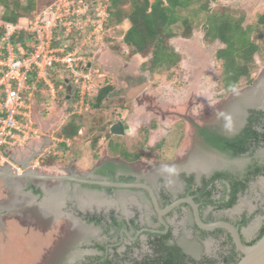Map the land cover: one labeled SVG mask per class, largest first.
Wrapping results in <instances>:
<instances>
[{
	"label": "flooded vegetation",
	"instance_id": "af4514ba",
	"mask_svg": "<svg viewBox=\"0 0 264 264\" xmlns=\"http://www.w3.org/2000/svg\"><path fill=\"white\" fill-rule=\"evenodd\" d=\"M256 74L229 93L231 99L202 110L198 101H178L182 156L176 169L163 171L168 150L154 147L164 160L146 163L143 171L116 156L90 175H69L87 182L28 188L35 204L24 213L32 211L35 224L57 236L43 264H237L244 255L232 232L199 221L233 225L243 245L258 242L264 230V71ZM258 218V226H249Z\"/></svg>",
	"mask_w": 264,
	"mask_h": 264
},
{
	"label": "rangeland",
	"instance_id": "374dc122",
	"mask_svg": "<svg viewBox=\"0 0 264 264\" xmlns=\"http://www.w3.org/2000/svg\"><path fill=\"white\" fill-rule=\"evenodd\" d=\"M19 1L22 7H26L30 3L34 5V10L29 14V18L22 21V23L25 22L26 24H28L35 21L37 18L42 17L43 14L46 13L48 7L55 6L56 4L62 5L66 0ZM67 1H75L76 5H78V0ZM89 2H91V0H89ZM92 4L93 3H91V5ZM218 4L226 5L234 10L243 11L245 13L244 26L248 24H257L259 22L260 15L264 14V0H218ZM4 11L5 9L0 4V17L4 13ZM47 18L49 20H52L53 16L48 15ZM17 24L19 25V23ZM90 31L91 29L86 25L82 26L79 29L74 28L69 35V42L64 43L67 44L70 51H73L75 49L77 56L83 57L85 62L84 67L86 68L85 73L90 75L91 85L93 86L95 92L97 91V85L100 86L102 84H105L106 80H108V82L114 85L117 89H119V87H121V89H126V84L128 83L138 84L141 81H143V83L149 82V86L144 90L145 92L143 91L145 95L143 96L144 93L142 94V96L139 98V102H144L145 100L146 103L147 101L150 102L151 99V102L155 101L156 106H158L157 103H159V105H164V103H167L170 100H185L184 102H187V100H192L194 102L198 101V103L201 105V110L203 109V107L208 106L209 103L215 102V100L217 101L218 99L225 97L231 99V97L233 96H228L229 93L223 96L224 91L221 89V87L223 88V86L221 84L220 66L214 59L215 52L218 49L222 48L223 45H221L219 42H216L213 45L206 46L202 42L203 33L201 31L195 32L194 37L190 40L180 39L179 42L174 44L178 47L179 51L183 53V57L185 60L183 61V69L176 70V72H174V74L171 76H166L164 73H155V78H150L148 76L149 73H146L147 75L140 77V80L136 79V77L133 76V71H135L134 68L137 70V67L142 62V59L139 58L138 60H135L134 55L136 54H132L131 49L124 44L123 32L125 33L126 30H124L123 28L114 30L109 29L106 34H104V29L98 40L93 37L90 39ZM176 31L179 32L180 28L176 27ZM260 31L264 32V25L260 26ZM59 33V31H57V33L55 32L54 38L62 36V39L64 40L67 37V35H60ZM79 33H84L82 38H79ZM24 35L28 37V40L26 42L28 46L25 52H30L32 51L33 36L28 33H25ZM20 36L21 34H18L15 36V38L19 39ZM105 37L107 38V40ZM253 37L255 40L259 41L257 33H253ZM75 38L81 39V42H74ZM64 43H62L60 46L65 45ZM105 56H109L111 57V59L106 60L104 58ZM259 63L260 68L256 72L257 74L255 76V79H258L262 71H264V63ZM139 71H141V68ZM61 73L63 77H66L67 80H69V84H71L72 86L76 85L74 80L71 79L70 73L64 67H62ZM219 84L221 85V87ZM65 92L66 90L64 89V93ZM41 94L46 95L43 92ZM125 94H127V92ZM69 95L72 96V93ZM115 95L114 98H116ZM149 96H151V98H149ZM42 98L44 97L42 96ZM117 101L118 100L116 99L115 102L113 100L110 104H108V108L104 113L96 114L98 120L101 118L103 119V124L107 125L108 123H111L113 119L118 116L116 112H113L114 109L118 107ZM63 102L65 101L61 98L59 104L62 106ZM130 102L131 101H129L128 98L125 101L128 108H131L134 103ZM41 104L42 102H37V105ZM51 109L52 120L50 122H46L45 126H43L44 129L42 130L44 132L48 131L50 128V132H52L51 130L53 129V125H57V122L59 120L65 122L70 118V116L74 115L73 110L69 114L66 113L64 115V111H62L61 108H58L57 106L55 108H48L47 111L50 112ZM121 110L122 109H119V111ZM62 114L64 115V117L62 116ZM81 114H84V116H88L89 127L91 125L90 122L92 119L91 112H83ZM59 117L61 118L59 119ZM54 118L57 119V121H55ZM204 118H202V120H204ZM93 119L94 121L97 120L96 118ZM36 121H38V119ZM184 130V140L188 141V144H190L192 136L189 135L190 128L188 124H186ZM95 134H98V132H96ZM93 137L94 134H91L88 137L86 136V138L83 137L82 139H80V141L78 142L84 141L87 145L75 146V148L70 153L71 159L68 157L64 158L57 154V158L51 160L50 162L51 164H53L52 166H49L50 168H52L50 170H44V168L48 167L43 166V163H41V166H39L36 170L31 165L27 169H30L31 172H37L42 176H69L70 174H73L74 170L72 169L74 168V166L72 162L76 160L80 168L84 170L89 168L91 169V160H93V158H97L95 155L91 157L92 150L90 147L89 138ZM112 139L113 147H111L109 153L107 149L106 153L109 156H112L114 154L120 155V153L122 152L121 150H123L121 138L112 136ZM170 139L175 143L177 140H179V137H177L176 139ZM103 141L104 140H102V142ZM127 141H132V145L135 146L134 148H138V150H141L139 136ZM170 143L172 144V141H170ZM184 146H186V144H184ZM77 153H83V155H78ZM174 155L175 150H169L164 153V157H166V159H171ZM184 160H187V158ZM69 162H71V164ZM8 170L9 168L5 166V168H3L1 171L7 172ZM13 172L14 174L21 175L25 173L24 170L23 172L13 170ZM8 173L11 172L9 171ZM10 176L11 177H8L7 179H3L5 180V182L0 179V264H43V260L45 259V257H47L46 255L52 248L54 241H56L57 239V236H55V232L51 231L50 227H48L47 229H43V227L37 226L34 222L33 218L35 217L34 215H32V211H26V213H24V210H27L26 208L29 207L28 205L35 204H30L32 203V201H34V199L32 197H28L31 196L28 188L34 187L35 185H40L43 186L44 189H51L57 187L61 188L63 185H65V187H68L70 185L69 183H63L54 179L50 181H47L46 179H34L32 177H30L29 179H14L12 178V175ZM68 195H70L69 192ZM2 203L3 205H1ZM253 222H255V224H253ZM253 222L249 226H258L260 220L258 218ZM58 224L59 223H57V225ZM58 227H61V225L57 226V228Z\"/></svg>",
	"mask_w": 264,
	"mask_h": 264
},
{
	"label": "trees",
	"instance_id": "16d2710c",
	"mask_svg": "<svg viewBox=\"0 0 264 264\" xmlns=\"http://www.w3.org/2000/svg\"><path fill=\"white\" fill-rule=\"evenodd\" d=\"M1 6L5 9L0 20L17 24L28 19L33 12L34 5L28 4L22 7L19 0H0ZM108 18L104 24L106 32L111 29H118L125 21L130 23V28L124 33L123 42L131 49V53L140 55L146 61L141 66V70L148 72L150 78H155V73L173 75L176 70H181L182 56L177 53L172 46V41L177 38L190 40L195 32L203 33L202 42L210 46L219 42L223 45L214 54V59L220 66L221 84L224 91L223 96L240 88L242 84L250 83L253 73L260 68V63H264V32L260 31V26L264 25V14L260 15L257 24L244 26L245 13L241 10H234L226 5H219L218 0H108ZM176 27L180 31H176ZM253 33H257L259 41L255 40ZM4 30L0 29V45ZM84 33H79L82 38ZM106 38V37H105ZM28 37L23 33L17 38H13L16 48L21 46L27 48ZM107 40V38H106ZM259 60V61H258ZM5 68H0V77L4 74ZM62 66L53 64L49 69L50 80L58 88L64 84V77L61 73ZM117 88L106 80L105 84L97 85V91L93 97H87L91 112V122L89 127L88 116L84 114H74L57 131L56 137L74 141L81 136L79 132L84 129L83 137L94 134L90 139L91 150L99 157L103 148L111 150L112 136L109 126L103 124V119H97V113H104L107 105L117 99L120 109L126 110V96L120 95L114 98ZM64 99L63 107L65 114L74 111V102ZM113 102V103H114ZM65 104V105H64ZM117 109V108H116ZM114 109L113 112L116 111ZM72 114V113H71ZM86 114V113H85ZM93 118L97 120L94 121ZM156 128L155 123L141 127L139 142L141 150L134 148L130 138H121L122 152L120 155L127 162H135L142 158H150L160 161V156H151L154 148L149 147V140L152 131ZM98 132V134H95ZM88 139V138H87ZM102 140H104L102 142ZM63 147H66L63 145ZM153 157V158H151ZM57 157L53 154H46L43 159V166H52L51 160ZM264 236V230L260 239Z\"/></svg>",
	"mask_w": 264,
	"mask_h": 264
},
{
	"label": "built area",
	"instance_id": "2783aa9c",
	"mask_svg": "<svg viewBox=\"0 0 264 264\" xmlns=\"http://www.w3.org/2000/svg\"><path fill=\"white\" fill-rule=\"evenodd\" d=\"M107 6L108 0H78V5L75 1L66 0L62 5L48 7L42 17L26 25L0 20V29L4 30L1 41L5 43L0 46V68L6 69L0 77V169L7 166L19 172L25 171V168L15 163L6 149L27 142L33 135H39L25 97L32 95L29 86L32 72L35 71L41 80L48 83V69L53 64L61 65L80 85V100L73 113L80 115L90 110L87 97L93 86L90 75L85 73L84 59L77 56L75 49L70 51L65 43L63 46L55 45L54 33L59 31L67 35L65 37L69 41L74 28L86 25L91 29L90 39L93 37L98 40L108 18ZM48 15L53 16V19L49 20ZM22 33L33 36L30 52L21 51V47L17 49L14 45L13 38ZM74 42L80 43L81 39L75 38Z\"/></svg>",
	"mask_w": 264,
	"mask_h": 264
},
{
	"label": "crops",
	"instance_id": "0c3cea01",
	"mask_svg": "<svg viewBox=\"0 0 264 264\" xmlns=\"http://www.w3.org/2000/svg\"><path fill=\"white\" fill-rule=\"evenodd\" d=\"M23 24L25 25L26 23L25 22L19 23V25H23ZM120 28H123L124 30L127 31L130 28V23L128 21H125L123 23V25L118 27V29H120ZM23 34H25V33H23ZM180 39H182V38L174 39L171 43H172V46L174 47L175 51L182 56L181 69H183V61H185L184 57H183V53H181L179 51L178 47L176 45H174L177 42H179ZM55 40H58V41H54L55 45H61L64 42L65 43L69 42L68 38L63 40L62 38H60V36L55 38ZM19 49H21V51L22 50L26 51V48H23V47H21ZM134 53L136 54V52H134ZM104 58L106 60L111 59V57H109V56H105ZM134 58H135V60H138L139 58L142 59V62L137 67V70L134 68L135 71H133V76L136 77V79L140 80V77L148 74V72H143L142 70L139 71L141 68L140 66H142L143 63L145 62V59L142 58L138 54L134 55ZM49 69H48V71H49ZM148 76H149V74H148ZM64 79H65V81H64L65 85L61 84L57 88L56 85L50 80V76H49L48 83L47 82L45 83L43 80H41V78H39L37 76L35 71L32 72L31 78L29 81V83H30L29 86L31 89L30 91H32V95H31V97L28 95H25V97L27 100V102H26L27 108L30 109L31 119L33 120L35 126L38 129L39 135H33L27 142H24L20 145H15V146H12V147L6 149L9 152V154H11V156H13V160L15 161V163L18 166L24 168L25 164H27L28 162H31V165L36 170V169H38L39 166H41V163H43L44 157H42V156L43 155L45 156V154H53L54 156H57V154H59L60 156H62L64 158L65 157L70 158V153L75 148V146H84V145L86 146L87 145L84 141L78 142V141H80V139L83 138L82 136L85 133L84 129L79 132V134L81 136L75 138L74 141L64 140V139L56 137L57 131L66 122V121L62 122V120H59L62 116L64 117V115H65V109H64L63 105L61 106L59 104V102L61 101V97L63 96L64 98H66V100L73 101L74 100L73 97L75 96V93L77 91V96H76V99L74 102V106L80 100V92H81L80 91V85H77L75 83L76 87L72 86L71 84H69V80H67L66 77H64ZM140 83H143V81H141ZM140 83H138V84L128 83V84H126L127 85L126 89H121V87H119V89H117L115 92L116 98L117 97L119 98L120 95L127 97V94H125V93L126 92L128 93L130 88L140 85ZM64 89L66 90L65 93H64ZM42 92L45 93L46 95L41 94ZM144 92L142 91L139 95H137V97H135V99H131V100L129 99V101L134 102V103H133V106L131 108L130 107L128 108L127 104H126V108L128 110L119 111V109H120L119 104L120 103L117 102L118 107H117L115 112L117 113L118 116H116L113 119L111 124L120 120L125 125L129 126L130 133H126L124 136H121L119 138H127L128 137L131 140V139L136 138L141 127L149 125L151 123H155L156 128L151 133L150 140H149V147H151V148L158 147V148L162 149V151L175 150V155L173 156V158L166 159V157H164L165 161L167 163H163L160 165V168L163 171H166L168 173L171 170L176 169L178 166L177 164L179 162H181V161H179V157L181 158V156H182V151H181L182 148L178 149L176 147L178 144V142H177L178 140L176 141L177 142V144H176V142L174 143L173 140H171L170 138L176 139L177 137H179V134H178L180 132L179 131V129H180L179 123L182 120L181 118L183 116V113L182 112L180 113V111H178L176 108H174L175 106H179L178 100H175V101L170 100L167 103L163 102L164 105H159V103H157L158 106H156L155 101L151 102V99H150V102H148V101L146 102L147 104L145 103V100H144V102L143 101L139 102V98L142 96V94ZM71 93H72V96L69 95ZM94 93H95V91L93 88V90L88 95L89 99H91L93 97ZM144 95H145V93L143 94V96ZM42 96L44 98H42ZM149 98H151V96H149ZM87 101H88V99H87ZM89 101H91V100H89ZM37 102L38 103L42 102V104H41L42 107H41V105H37ZM58 104H59V106H58ZM56 106L58 108H61L62 111H64V115L62 114V116L59 117V119H58L59 121L57 122V125L56 124L53 125V129L51 130L52 132H50L51 128L48 131L44 132L42 130V129H44L43 126H45L46 122H50L52 120V109L50 112H48L47 109L48 108H55ZM167 107H173L174 111H172V113H170V114L169 113L166 114L165 112L167 111ZM89 111H87V112H89ZM37 119H38V121H36ZM55 121H57V119H55ZM170 141H172V144L170 143ZM63 145H65L66 147H63ZM106 151H107L106 149H103L99 157H97L95 159L93 158V160H91V163H92L91 169L89 168V169L84 170V169L80 168L78 166V164H77L78 162L76 160V161L72 162L73 166H74V168L72 170H74V172L76 174L85 173L87 175H90V174L94 173L95 169L98 168L99 164L102 161L114 160V156H108ZM83 153L82 154L77 153V154L83 155ZM91 153H92L91 157L96 155L93 151H91ZM155 153H157V152H155V151L151 152V156L152 155L156 156ZM117 157H119V156H117ZM151 158H153V157H151ZM164 158H162L161 160H164ZM69 163L71 164V162H69ZM146 163L147 164L148 163L153 164V163H156V161L154 159H150V158H142L139 161L137 160L130 165L134 164L136 166L134 168H136L139 171H143L144 170L143 167L145 166ZM139 164H141V166ZM138 165H139V167H138ZM45 167H48V168H44V170L45 169H48V170L52 169L49 166H45ZM1 170L2 169H0V171ZM9 171L11 173H14L13 170L10 168H9L8 172ZM2 181L5 182V180H3V179H2ZM1 205H3V203Z\"/></svg>",
	"mask_w": 264,
	"mask_h": 264
},
{
	"label": "water",
	"instance_id": "95a60500",
	"mask_svg": "<svg viewBox=\"0 0 264 264\" xmlns=\"http://www.w3.org/2000/svg\"><path fill=\"white\" fill-rule=\"evenodd\" d=\"M149 86V82L140 84L138 86L132 87L129 89L127 93L128 99H135L137 95H139L142 91H144L147 87ZM109 132L112 136L116 137H121L124 136L126 133H130V128L129 126L125 125L122 121H117L113 124L110 125L109 127ZM31 165V162H28L27 164L24 165L25 168V173L21 174H14V173H8L5 171H0V179H7L8 177H11L14 179H19V178H26L29 179L30 177L34 179H55L57 181H65V180H72V181H78V182H87L85 179L75 177V176H63V177H50V176H42L39 175L37 172L30 171V169H27ZM89 182V181H88ZM91 182V181H90ZM93 183V182H92ZM99 185L103 186H112V185H117L113 182H107V181H98L94 182ZM126 184H121L120 186H125ZM127 187V185H126ZM45 193V191H44ZM46 194V193H45ZM46 196V195H45ZM45 198L43 199V201ZM42 201V203H43ZM41 203V205H42ZM199 221V220H198ZM200 225L205 228H216V227H224L228 230H230L234 236L235 242L238 244L240 251L243 253L242 259L237 263V264H264V236L255 244L253 245H243L241 243L238 230L234 228L233 225L225 222L221 223H216L212 225H204L199 221Z\"/></svg>",
	"mask_w": 264,
	"mask_h": 264
},
{
	"label": "bare ground",
	"instance_id": "6f19581e",
	"mask_svg": "<svg viewBox=\"0 0 264 264\" xmlns=\"http://www.w3.org/2000/svg\"><path fill=\"white\" fill-rule=\"evenodd\" d=\"M253 98H255V97H253ZM13 182H14V181H13ZM15 183H16V182H15ZM61 190H62V189H61ZM47 191H48V190H47ZM46 195H47V194H46ZM58 195H59V194H58ZM60 195H61V194H60ZM56 199H57V198H56ZM54 200H55V199H54ZM55 203H56V201H55ZM50 204H51V203H50ZM44 207H45V206H44ZM55 209H56V208H55ZM55 209H53V210H55ZM56 210H57V209H56ZM56 210H55V211H56ZM55 211H54V212H55ZM50 212H51V211H50Z\"/></svg>",
	"mask_w": 264,
	"mask_h": 264
}]
</instances>
